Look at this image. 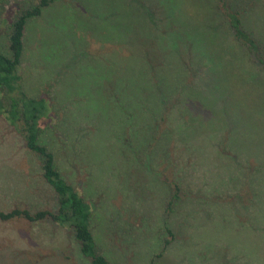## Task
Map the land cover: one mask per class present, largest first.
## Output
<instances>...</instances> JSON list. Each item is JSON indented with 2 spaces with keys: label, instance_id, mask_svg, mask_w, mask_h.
Wrapping results in <instances>:
<instances>
[{
  "label": "rangeland",
  "instance_id": "rangeland-1",
  "mask_svg": "<svg viewBox=\"0 0 264 264\" xmlns=\"http://www.w3.org/2000/svg\"><path fill=\"white\" fill-rule=\"evenodd\" d=\"M39 1L0 0L4 54ZM17 71L53 112L39 140L91 204L111 264H264V0H55L29 20ZM19 132L0 114V210L55 209ZM0 264L92 261L70 229L14 218Z\"/></svg>",
  "mask_w": 264,
  "mask_h": 264
},
{
  "label": "trees",
  "instance_id": "trees-1",
  "mask_svg": "<svg viewBox=\"0 0 264 264\" xmlns=\"http://www.w3.org/2000/svg\"><path fill=\"white\" fill-rule=\"evenodd\" d=\"M55 0H40L39 3L23 8L14 18L9 34L10 55L0 50V114L11 117L19 128L25 146L41 160L45 181L53 188L57 196L55 209L42 208L32 210L14 207L8 211L0 210V220L22 218L30 222L52 221L61 227L70 229L81 252L92 264H111L108 257L98 250L92 229L93 208L80 191L69 182L56 165L55 154L39 140L42 119L50 118L52 113L44 98L28 96L21 86V76L17 71L22 61L25 47L26 28L30 19L42 14L45 7ZM230 26L235 37L245 45L252 58L260 59L259 43L246 31L238 13L232 14ZM253 58V60H254ZM262 61V60H261ZM174 193L168 201L171 206L179 199V182L170 184ZM170 233L172 232L169 228ZM171 243L166 239L164 250ZM161 251L157 256L163 255Z\"/></svg>",
  "mask_w": 264,
  "mask_h": 264
}]
</instances>
